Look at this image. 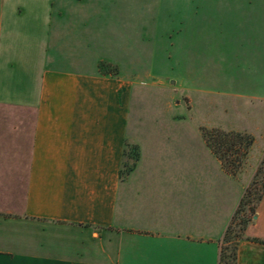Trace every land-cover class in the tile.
<instances>
[{
	"label": "crops",
	"instance_id": "0c3cea01",
	"mask_svg": "<svg viewBox=\"0 0 264 264\" xmlns=\"http://www.w3.org/2000/svg\"><path fill=\"white\" fill-rule=\"evenodd\" d=\"M217 2L236 72L225 68L221 91H198L181 72L174 86L206 120L253 135V173L264 152V0ZM85 8L0 0V264H218L244 179L205 147H141L120 175L135 82L101 73ZM236 264H264V193Z\"/></svg>",
	"mask_w": 264,
	"mask_h": 264
},
{
	"label": "rangeland",
	"instance_id": "374dc122",
	"mask_svg": "<svg viewBox=\"0 0 264 264\" xmlns=\"http://www.w3.org/2000/svg\"><path fill=\"white\" fill-rule=\"evenodd\" d=\"M81 1L86 5V18L95 20L93 24H86L87 29H95L100 36L95 49L103 61L101 73L127 76L135 82V117L123 143L121 176L135 169L141 158V147H205L219 160L207 144L205 133L214 137L223 133H246L222 128L215 121L206 120L204 104L192 106L189 97L174 86L175 75L181 72L186 76L190 73L192 84L198 91H221L222 83L227 82L223 75L225 68H233L226 72L227 75L236 72V57L233 63L228 48L230 40L223 36V29L228 25L224 22L225 9L220 7L218 0ZM212 114L217 116L216 111ZM180 121L181 130L175 126ZM246 134L250 135L253 144V135ZM252 144L245 156L242 147H232L228 155L234 161L231 168L242 160L235 171L225 170L219 160L226 173L241 176L245 181L226 225L230 229L227 247L243 238L245 229L241 231L240 220L250 217L247 209L255 203L262 185L261 177L257 176L256 189H250V199L253 200L247 202L246 189L251 185L264 154L252 173L248 164ZM241 199L243 204L236 213ZM249 222L250 219L246 226Z\"/></svg>",
	"mask_w": 264,
	"mask_h": 264
},
{
	"label": "trees",
	"instance_id": "16d2710c",
	"mask_svg": "<svg viewBox=\"0 0 264 264\" xmlns=\"http://www.w3.org/2000/svg\"><path fill=\"white\" fill-rule=\"evenodd\" d=\"M229 134L230 135L223 133L221 134V136L214 137L212 135H207L205 133L204 136H205V139L207 140V144L209 145V147H211L212 152L215 153L218 156L219 160L221 161L223 168L228 171H231V170L235 171L234 169L238 168L241 165L242 160L237 161L236 165H234L235 166L234 169L231 168L233 166L232 164H234L232 162L234 161H231L228 155L230 154V152H232L231 150L232 147H242L243 150L241 152L243 156H245L247 153L248 147H250L253 140L250 137V135L246 133H229ZM218 137L220 138L218 139ZM237 150L240 151L241 149L238 148ZM257 176L261 177L262 185L259 190L260 192L257 193V196L255 198V203L249 206L247 209V212L250 214V217L249 218L242 217L240 220L241 231L245 229L248 220L249 219L251 220V216L254 214L255 207L264 193V154H263V157L260 161V164L257 170L255 171L254 179L251 181V185L246 189V194L244 196L246 197L247 202H251L253 200V199H250V189L254 188V184H256L255 182H256ZM242 204H243V200L241 199L239 208L236 210V213L240 211ZM229 230L230 229L228 226L225 229V232L221 239L218 264H236V249H237V244L241 238L239 240H236L231 247H227L226 244L230 240ZM228 249H230V251L227 252L226 250Z\"/></svg>",
	"mask_w": 264,
	"mask_h": 264
}]
</instances>
